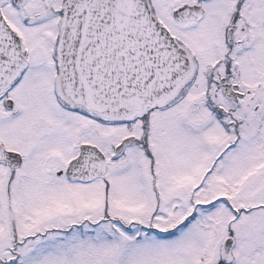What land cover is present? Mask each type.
Returning <instances> with one entry per match:
<instances>
[{"label":"snow or ice","instance_id":"6c2138e0","mask_svg":"<svg viewBox=\"0 0 264 264\" xmlns=\"http://www.w3.org/2000/svg\"><path fill=\"white\" fill-rule=\"evenodd\" d=\"M0 264H264V0H0Z\"/></svg>","mask_w":264,"mask_h":264}]
</instances>
